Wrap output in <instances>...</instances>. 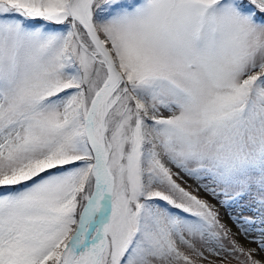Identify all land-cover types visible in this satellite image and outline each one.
<instances>
[{"label": "snow or ice", "instance_id": "snow-or-ice-1", "mask_svg": "<svg viewBox=\"0 0 264 264\" xmlns=\"http://www.w3.org/2000/svg\"><path fill=\"white\" fill-rule=\"evenodd\" d=\"M0 264H264V0H0Z\"/></svg>", "mask_w": 264, "mask_h": 264}, {"label": "rangeland", "instance_id": "rangeland-1", "mask_svg": "<svg viewBox=\"0 0 264 264\" xmlns=\"http://www.w3.org/2000/svg\"><path fill=\"white\" fill-rule=\"evenodd\" d=\"M188 183L192 184L193 188H195V184L192 181L189 180ZM224 219L226 222H228L230 224V221H228V218L226 216L224 217ZM233 230L235 231V228ZM239 239L241 240L242 243H244L248 247H253V248L256 247L255 244H248V242L246 240H244L243 237H239Z\"/></svg>", "mask_w": 264, "mask_h": 264}]
</instances>
